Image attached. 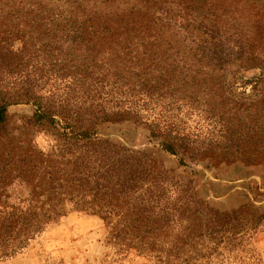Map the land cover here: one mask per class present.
<instances>
[{"label":"trees","instance_id":"trees-1","mask_svg":"<svg viewBox=\"0 0 264 264\" xmlns=\"http://www.w3.org/2000/svg\"><path fill=\"white\" fill-rule=\"evenodd\" d=\"M223 7V0H0V260L71 211L97 215L106 243L156 264H203L217 251L223 236L204 241L217 228L209 222L228 219L199 195L188 162H257L220 157L162 114L145 130L157 151L176 155L173 165L100 129L116 118L138 126L140 108L199 89L194 81L210 82L209 96H225L223 83L249 84L230 80L225 65L258 64L264 19L237 37L223 25ZM236 11L227 10L229 21ZM231 38L241 46L223 56ZM104 92L117 98L115 110L100 109ZM18 102L35 109L10 128L8 108ZM41 133L54 141L40 145Z\"/></svg>","mask_w":264,"mask_h":264},{"label":"rangeland","instance_id":"rangeland-1","mask_svg":"<svg viewBox=\"0 0 264 264\" xmlns=\"http://www.w3.org/2000/svg\"><path fill=\"white\" fill-rule=\"evenodd\" d=\"M255 1L256 6H253ZM258 4L262 9L257 8ZM263 4L264 0H223V25L226 31H235L237 37L250 29L254 33L256 19H264ZM246 5L249 9L245 8ZM236 7L242 12L239 15L240 12L236 11L235 19L229 21L226 12ZM257 11L263 15L254 16ZM234 38L224 46L223 56L234 53L241 46V41L236 42ZM263 40L255 45L259 58L255 60L258 64L254 67L238 71L237 67L231 66V62L225 65V71L235 75L230 80L251 79L249 84H243L244 88L240 86L230 90L227 83H223L225 96H221L217 90L213 96H209L203 89L211 83L194 81L193 84L198 85L199 89L190 85L178 94L176 100L167 94L163 105L140 108L142 122L138 126L116 118L103 124L100 129L102 134L153 152L166 164L173 165L176 155L157 151L155 146L158 142L149 141V134L145 130L149 128L148 124L156 123L159 114H162L163 120L184 129L194 141L205 146L214 145L222 152L219 153L220 157L224 155L233 160L251 157L257 162L247 165L238 160L231 164L222 162L218 166L188 162L189 169L193 171L188 176L193 177L199 195L209 202L210 208L228 219L224 226L209 222L211 228H217L205 234V243L208 241L210 244L209 241L221 236L223 242L212 256L201 260L203 264H264V101H257L254 105L257 109L252 107L251 101L264 96V43L259 46ZM104 79L110 82L109 76ZM106 95L104 92L100 109L115 110L110 105L117 98L113 94ZM111 99L114 100L111 102ZM8 109L11 128L21 124V115L35 108L30 103L18 102ZM37 139L40 145L54 141L43 133ZM224 147L230 154H223ZM105 235L106 228L100 217L71 211L49 224L21 253L0 260V264H156L154 259L138 256L131 251L118 252L116 247L105 242ZM203 253H207L206 248Z\"/></svg>","mask_w":264,"mask_h":264}]
</instances>
